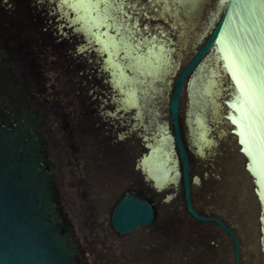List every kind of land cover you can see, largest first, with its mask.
Returning <instances> with one entry per match:
<instances>
[{"label":"water","instance_id":"water-1","mask_svg":"<svg viewBox=\"0 0 264 264\" xmlns=\"http://www.w3.org/2000/svg\"><path fill=\"white\" fill-rule=\"evenodd\" d=\"M0 264H264V0H0Z\"/></svg>","mask_w":264,"mask_h":264}]
</instances>
